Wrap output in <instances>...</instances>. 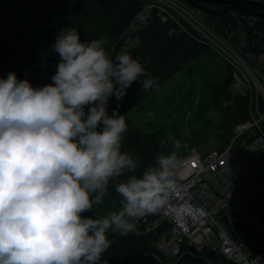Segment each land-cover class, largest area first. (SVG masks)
Masks as SVG:
<instances>
[{
  "label": "clouds",
  "instance_id": "clouds-1",
  "mask_svg": "<svg viewBox=\"0 0 264 264\" xmlns=\"http://www.w3.org/2000/svg\"><path fill=\"white\" fill-rule=\"evenodd\" d=\"M107 44L66 27L52 46V83L0 78V264H100L109 233L135 232L177 194L180 140H160L169 152L139 175L140 157L122 151L129 125L118 109L109 114L110 98L122 100L134 82L159 86L126 50L110 58ZM110 183L120 207L94 218Z\"/></svg>",
  "mask_w": 264,
  "mask_h": 264
},
{
  "label": "trees",
  "instance_id": "trees-1",
  "mask_svg": "<svg viewBox=\"0 0 264 264\" xmlns=\"http://www.w3.org/2000/svg\"><path fill=\"white\" fill-rule=\"evenodd\" d=\"M146 3V0H0V78L14 72L18 79L29 80L33 87L52 83L51 77L59 62V56L52 51V46L57 35L66 27L76 28L81 40L107 39L105 49L112 59L126 50L156 79L159 87L201 58L206 61L218 58L216 52L202 42L194 30L188 27L184 30L170 19L162 22L154 11L144 21H137L136 16ZM205 19L222 34L229 28L241 27L247 32L251 53L264 50L263 18H258L252 25L232 12H224L218 19L205 15ZM132 25L134 28L122 38ZM129 39L134 40L130 45L127 44ZM223 63L224 68L221 69V64H218L215 70L202 78L203 88L198 94L200 104L207 101L206 107L213 108L222 116L218 125L219 131H222L219 138L225 140L217 150H222L230 141L233 126L247 118L248 107L245 97L229 91L231 69L227 63ZM154 90L144 92L141 84L134 82L122 100L110 98L109 114L113 109H118L123 115ZM126 122L129 130L122 143V151L140 157L139 171L134 173L139 175L154 164L158 154L169 152L170 145L161 148L159 143L169 136L168 127L161 125L154 131L144 132L129 120L126 119ZM184 153L185 149L181 148L178 157ZM128 175L131 174H125L123 178ZM120 200L114 185L110 183L103 203L95 206L90 215L98 218L110 211H117ZM263 202L264 193L254 204ZM149 217L152 218V215ZM228 227L235 240L243 242L251 252H255L253 247L260 237L248 222L239 219L228 224ZM167 229L168 225L163 224L144 234L133 232L120 236L109 233L111 246L103 253L100 264L104 261L107 264H204L198 256L204 258L206 253H197L188 244L185 247L189 248L191 254L179 253L173 257L162 254L156 242Z\"/></svg>",
  "mask_w": 264,
  "mask_h": 264
},
{
  "label": "built area",
  "instance_id": "built-area-1",
  "mask_svg": "<svg viewBox=\"0 0 264 264\" xmlns=\"http://www.w3.org/2000/svg\"><path fill=\"white\" fill-rule=\"evenodd\" d=\"M255 1L264 4V0ZM146 2L136 20L144 21L154 11L162 22L170 19L184 30H194L230 66L229 91L245 97L248 107L247 118L233 126L231 139L222 150L202 158L190 148L178 157L177 194L158 214L142 219L134 233H149L167 224L157 249L173 257L191 254L185 247L188 244L197 253H206L204 258L198 256L204 264H248L254 257L264 258V202L254 204L264 193V50L251 53L244 29L237 26L219 33L207 23L204 13L183 0ZM239 18L252 25L259 17ZM194 209H203V213H194L195 219L189 215ZM239 219L248 222L260 237L255 252L235 240L228 227Z\"/></svg>",
  "mask_w": 264,
  "mask_h": 264
},
{
  "label": "rangeland",
  "instance_id": "rangeland-1",
  "mask_svg": "<svg viewBox=\"0 0 264 264\" xmlns=\"http://www.w3.org/2000/svg\"><path fill=\"white\" fill-rule=\"evenodd\" d=\"M206 7L214 11L222 8L217 5ZM227 12L238 17L242 15L236 10ZM201 15L204 16L202 13ZM133 42V39H129L127 44ZM216 55L218 58L214 60L206 61L201 58L191 63L189 69L180 70L171 80L158 87V90L149 93L142 102L124 113L125 119L144 132L166 125L169 135L186 145L182 147L185 151L194 148L202 158L216 150L225 140L219 138L222 131H219L218 125L222 116L213 108H207V101L203 104L198 102L199 91L203 88L202 78L215 70L218 64H221V69L225 67V61L217 53Z\"/></svg>",
  "mask_w": 264,
  "mask_h": 264
},
{
  "label": "water",
  "instance_id": "water-1",
  "mask_svg": "<svg viewBox=\"0 0 264 264\" xmlns=\"http://www.w3.org/2000/svg\"><path fill=\"white\" fill-rule=\"evenodd\" d=\"M187 5L195 8L207 16L220 17L224 12L236 10L242 15L255 16L264 19V4L249 0H183ZM206 5L221 6L220 11H214ZM133 29L131 27L123 36L125 38ZM121 38V39H122Z\"/></svg>",
  "mask_w": 264,
  "mask_h": 264
}]
</instances>
